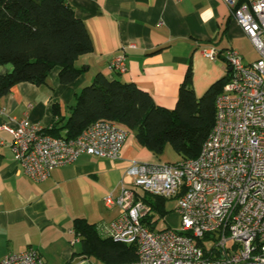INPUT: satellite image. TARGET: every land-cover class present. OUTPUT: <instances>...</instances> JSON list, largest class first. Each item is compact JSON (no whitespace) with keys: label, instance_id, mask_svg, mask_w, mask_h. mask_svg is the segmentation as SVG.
<instances>
[{"label":"crops","instance_id":"obj_1","mask_svg":"<svg viewBox=\"0 0 264 264\" xmlns=\"http://www.w3.org/2000/svg\"><path fill=\"white\" fill-rule=\"evenodd\" d=\"M68 2L94 43V51L76 62L83 73L74 82L63 84L61 68L55 67L46 85H16L0 99V124L14 117L51 128L55 107L62 117H68L76 95L98 74L133 83L158 106L174 109L190 68L193 89L201 98L228 76L224 55L229 49L239 51L247 64L258 59L253 43L223 0ZM210 49L220 54L219 60L205 56ZM120 55L126 56L128 70L115 74L111 61ZM11 71V66L0 65V75ZM12 145V135L0 131V261L8 254L34 248L48 264H102L81 255L82 238L75 232V220L84 219L97 230L109 224L120 215V209L107 206L105 198L110 194L118 197L123 186L130 185L127 170L132 163H164L130 132L119 160L84 154L73 164L53 170L48 180L35 182L22 171ZM172 211L177 216L175 208Z\"/></svg>","mask_w":264,"mask_h":264},{"label":"built area","instance_id":"obj_2","mask_svg":"<svg viewBox=\"0 0 264 264\" xmlns=\"http://www.w3.org/2000/svg\"><path fill=\"white\" fill-rule=\"evenodd\" d=\"M223 1L258 59L247 64L239 51L225 53L228 82L216 100L215 127L197 158L173 164L133 162L127 170L130 185L118 197L105 198L107 206L119 207L120 215L98 231L136 247L137 260L131 264H264V0ZM204 54L220 59L213 49ZM110 69L126 73V56L114 57ZM48 129L14 117L0 124V131L13 137L22 171L35 182L48 180L53 170L84 154L119 160L131 132L111 120L96 121L73 139L53 136ZM144 194L176 199L180 226L152 230L145 224L152 208ZM0 264L48 263L30 248L8 254Z\"/></svg>","mask_w":264,"mask_h":264},{"label":"trees","instance_id":"obj_3","mask_svg":"<svg viewBox=\"0 0 264 264\" xmlns=\"http://www.w3.org/2000/svg\"><path fill=\"white\" fill-rule=\"evenodd\" d=\"M93 51L91 35L68 0H0V65L12 67L10 73L0 75V99L20 83L46 85L55 67L61 68L63 84L74 82L83 73L77 60ZM227 82L228 76L198 98L190 68L176 107L167 109L135 84L98 74L76 95L68 117L55 107L48 133L73 139L94 122L111 120L125 125L142 146L157 155L170 144L182 159H195L215 127L216 100ZM142 198L152 208L144 223L155 230L159 219L172 212L167 208L169 199L149 194ZM74 228L82 238V256L102 264L137 260L136 247L103 238L96 225L77 219Z\"/></svg>","mask_w":264,"mask_h":264},{"label":"rangeland","instance_id":"obj_4","mask_svg":"<svg viewBox=\"0 0 264 264\" xmlns=\"http://www.w3.org/2000/svg\"><path fill=\"white\" fill-rule=\"evenodd\" d=\"M132 135L133 134L131 133V136ZM157 156L159 157L160 162L170 163V164L176 163L182 159L181 156L173 149V147L170 144L166 146L164 152L161 155H157ZM176 205H177L176 199H170L168 201L169 210H172L173 208H175ZM172 212L173 213H171V215H168L166 219L165 217L159 219L157 223L158 230L162 228H166L168 226L173 227V228H178L180 226L177 216L174 215V211ZM155 218L157 219L158 216H156Z\"/></svg>","mask_w":264,"mask_h":264}]
</instances>
